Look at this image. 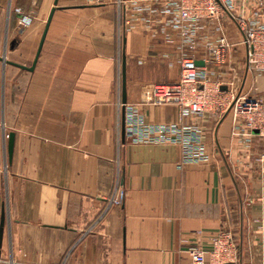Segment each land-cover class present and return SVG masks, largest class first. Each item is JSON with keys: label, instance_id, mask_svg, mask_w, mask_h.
Listing matches in <instances>:
<instances>
[{"label": "crops", "instance_id": "obj_1", "mask_svg": "<svg viewBox=\"0 0 264 264\" xmlns=\"http://www.w3.org/2000/svg\"><path fill=\"white\" fill-rule=\"evenodd\" d=\"M54 1L0 0V58L27 68L55 8L32 71L0 61V264H189L188 249L210 250L220 232L240 264H264V142L243 148L230 115H210L209 161L179 167L178 145L122 138L123 106L150 124L179 122L175 105L149 103L154 84L179 78L159 60L172 50L139 31L119 35L117 0ZM16 8L33 15L31 28L18 27ZM237 63L243 90L264 97V78Z\"/></svg>", "mask_w": 264, "mask_h": 264}, {"label": "built area", "instance_id": "obj_2", "mask_svg": "<svg viewBox=\"0 0 264 264\" xmlns=\"http://www.w3.org/2000/svg\"><path fill=\"white\" fill-rule=\"evenodd\" d=\"M116 4L123 9L119 35L139 31L152 43L163 44L172 54L161 53L159 60L179 68L178 80L154 84L149 100L156 106L175 105L179 122L150 124L136 108L123 106L125 135L132 143L175 144L181 148L179 167L204 164L210 154L202 121L210 115L222 118L226 114L231 117V135L240 146L249 149L255 138L264 142V97L236 86L238 60L242 61V73L264 78V0H117ZM15 12L20 26L32 25L30 14L20 9ZM196 61H202L203 66H197ZM225 66L231 72L227 80L220 73L227 75ZM187 117L194 121L183 124L181 120ZM110 202L118 206L121 199L113 197ZM187 252L189 264H240L237 246L228 232L218 233L208 251L193 246Z\"/></svg>", "mask_w": 264, "mask_h": 264}, {"label": "water", "instance_id": "obj_3", "mask_svg": "<svg viewBox=\"0 0 264 264\" xmlns=\"http://www.w3.org/2000/svg\"><path fill=\"white\" fill-rule=\"evenodd\" d=\"M56 4H57V0L54 1V6H56ZM54 10H55V8H52L50 13H49V16L47 18V21H46V24H45V27H44V30H43V33L41 35V38H40V41H39V44H38V48H37V51H36L32 66L30 68H27V67H24V66L9 62V61L5 60L4 58H0V61L4 62L5 64H9V65L18 67V68H20L22 70L32 71L34 69V66H35V64H36V62L38 60L39 55H40V52H41V49H42V46H43L47 31H48V27H49L52 15L54 13ZM196 65L199 66V67H202L203 66V62L202 61H196ZM125 74H126V62H125V56L123 55L122 64H121V96H122V104L123 105L126 102V99H125V96H126V75ZM121 136H122V138H124V136H125L124 119L122 121ZM12 150H13V135L9 134L8 135V142H7V156H8V160L11 159ZM3 225H4V214L2 215L1 222H0V243H1Z\"/></svg>", "mask_w": 264, "mask_h": 264}, {"label": "rangeland", "instance_id": "obj_4", "mask_svg": "<svg viewBox=\"0 0 264 264\" xmlns=\"http://www.w3.org/2000/svg\"><path fill=\"white\" fill-rule=\"evenodd\" d=\"M16 9H19V8H16ZM23 13H25V14H30L29 12H23ZM32 17H33V15L32 14H30ZM33 22H34V20H33ZM33 22H32V25H33ZM18 27L21 29H24V30H27L28 28H31L32 27V25L30 26V27H22V26H20V24H19V22H18ZM7 30H10V22L8 21V26H7ZM230 31H232V30H230ZM229 31V33L230 34H232V32H230ZM6 49H8V47L6 48ZM120 54V53H119ZM6 56L8 57V59H10L9 57H10V55H9V53H6ZM235 56H238V54H237V52L235 53ZM225 69V68H224ZM243 71V70H242ZM241 71V72H242ZM226 72H227V75H225V72H220L222 75H223V79L224 80H227L228 78H227V76H229L230 74L229 73H231L230 72V70H228V68L226 69ZM243 74V73H242ZM232 75V74H231ZM230 77V76H229ZM250 77H252V79L255 81L258 77H255V76H251L250 75ZM241 78H242V80H241ZM260 79V78H259ZM244 81H245V78H243L242 77V75L238 78V80H237V84H238V87H240L241 88V85L242 86H244L243 85V83H244ZM252 91V90H251ZM252 95H254V96H259L260 95V93L259 92H256V94L257 95H255L254 94V91H252V92H250Z\"/></svg>", "mask_w": 264, "mask_h": 264}]
</instances>
